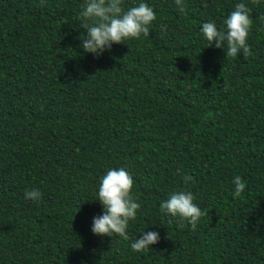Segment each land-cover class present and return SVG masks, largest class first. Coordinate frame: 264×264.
Returning <instances> with one entry per match:
<instances>
[{"label":"trees","instance_id":"16d2710c","mask_svg":"<svg viewBox=\"0 0 264 264\" xmlns=\"http://www.w3.org/2000/svg\"><path fill=\"white\" fill-rule=\"evenodd\" d=\"M140 2L156 13L149 36L96 57L80 47L85 0H0V264H264V0L124 7ZM241 2L246 59L201 31ZM111 168L141 205L127 240L91 231ZM178 191L208 213L195 229L160 211ZM144 231L160 241L134 252Z\"/></svg>","mask_w":264,"mask_h":264},{"label":"clouds","instance_id":"9594fccd","mask_svg":"<svg viewBox=\"0 0 264 264\" xmlns=\"http://www.w3.org/2000/svg\"><path fill=\"white\" fill-rule=\"evenodd\" d=\"M175 4L180 12L185 11L183 0H175ZM250 11L245 3H237L219 30L214 21L204 23L201 31L209 46L215 42L214 46L218 49L224 50L226 47L225 53L229 57H236L240 53L245 59L251 56V48L247 43L253 23ZM80 17L81 28L86 30L83 38H80V47L84 52L99 57L106 50L111 51L113 44L126 43L141 35L149 36V25L156 20V13L144 2L125 9L124 0H85ZM182 179L187 184L192 177L184 175ZM233 184V196L239 197L246 188V182L236 175ZM133 186V177L124 168H111L102 177L97 200L103 206V214L93 217L91 231L94 235L112 237L116 234L124 240L128 239L129 222L136 219L141 207L132 195ZM25 198L39 201L42 194L36 189L27 190ZM194 199L190 191L174 192L160 204V211L186 220L195 229L200 219L208 213L203 212ZM159 241L158 232L144 231L131 244V248L134 252H147L151 245Z\"/></svg>","mask_w":264,"mask_h":264}]
</instances>
